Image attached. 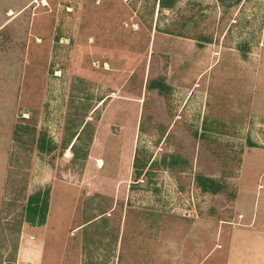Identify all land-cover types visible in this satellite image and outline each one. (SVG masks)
Listing matches in <instances>:
<instances>
[{"label":"rangeland","instance_id":"1","mask_svg":"<svg viewBox=\"0 0 264 264\" xmlns=\"http://www.w3.org/2000/svg\"><path fill=\"white\" fill-rule=\"evenodd\" d=\"M166 2L0 0V216L49 188L14 264L249 263L230 222L262 164L264 0ZM80 121L74 152L13 141Z\"/></svg>","mask_w":264,"mask_h":264},{"label":"trees","instance_id":"2","mask_svg":"<svg viewBox=\"0 0 264 264\" xmlns=\"http://www.w3.org/2000/svg\"><path fill=\"white\" fill-rule=\"evenodd\" d=\"M167 0H158V3L162 7H170L172 3L166 2ZM156 86L159 89L162 87L161 83L153 82L152 87ZM102 98L100 99V101ZM81 127V128H80ZM84 124L80 121L73 130L68 134L67 139H62L57 144L45 130H36L26 124H15L12 132L13 141L21 146L34 145L38 153H50L58 146L60 148L59 154L66 148H69L74 152L76 142L81 138V134L84 132ZM91 135V134H90ZM91 137V136H90ZM84 142L85 147L82 152L81 159L84 160L87 156V148L89 146L91 138ZM74 154V153H73ZM165 167H169V163L166 164L163 161ZM133 168L135 169V176L138 177L142 173V169L145 163H139L137 152L133 158ZM209 181V187H203L211 193L217 191L216 180L212 178L205 179ZM214 186V187H213ZM49 197V188L38 189L36 192L28 195L21 203H19L15 209H7L4 215L0 216V264H14L17 254L18 241L22 223L25 221L31 222L35 225H42L45 222L47 214V205Z\"/></svg>","mask_w":264,"mask_h":264},{"label":"crops","instance_id":"3","mask_svg":"<svg viewBox=\"0 0 264 264\" xmlns=\"http://www.w3.org/2000/svg\"><path fill=\"white\" fill-rule=\"evenodd\" d=\"M250 149L260 154L259 160L262 164L253 169V179L257 180L255 184L239 186L237 183L230 223L235 227L234 238L242 239V243L246 242L245 237L248 238V247L243 249L242 253L239 251L240 255L248 256L249 263L244 264H264V183H260V180L264 179V146H252ZM246 151L239 160L237 181L243 178L242 163ZM241 192L249 194L252 199L246 201V199L239 198L238 195ZM221 222L226 221L223 219ZM243 262L239 261L238 264Z\"/></svg>","mask_w":264,"mask_h":264}]
</instances>
